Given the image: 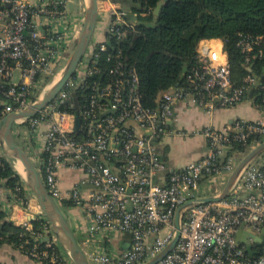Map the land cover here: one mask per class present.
<instances>
[{"label":"built area","instance_id":"built-area-1","mask_svg":"<svg viewBox=\"0 0 264 264\" xmlns=\"http://www.w3.org/2000/svg\"><path fill=\"white\" fill-rule=\"evenodd\" d=\"M70 2L0 0V124L34 105L64 72L86 14V6L71 14ZM116 3L99 0L96 32L102 31L104 41L92 42L54 102L15 125L26 127L23 136L35 142L32 160L55 201L60 206L71 202L86 218L88 238L81 247L89 264H146L174 240L179 210L219 197L242 160L264 142V119L236 120L223 130L171 128L178 104L211 114L234 108L256 91L264 107V77L252 71L253 60L264 56V37L241 36L238 46L249 72L242 85L234 80L223 41H200L195 64L182 82L161 94L155 108H148L136 68L127 64L122 51L127 34L139 24ZM104 56L106 70L99 66ZM192 135L205 138L206 154L185 168L169 167L159 150L161 140ZM1 152L0 142V160H8ZM64 171L82 173L68 191L60 184ZM218 180L222 190L201 194ZM19 191L14 197L21 200ZM35 221L44 223V232L33 233L35 237L48 238V248L59 246L44 214L21 227L32 232ZM180 225L176 247L158 264H264V237L259 240L264 235V152L249 163L224 200L183 210ZM61 250L64 263L72 264ZM30 255L49 258L37 244ZM50 259L63 263L54 254Z\"/></svg>","mask_w":264,"mask_h":264},{"label":"trees","instance_id":"trees-1","mask_svg":"<svg viewBox=\"0 0 264 264\" xmlns=\"http://www.w3.org/2000/svg\"><path fill=\"white\" fill-rule=\"evenodd\" d=\"M114 1L129 8V18L139 24L135 31L127 34L122 51L127 64L136 68L140 94L148 108H155L161 94L182 82L185 73L195 64L200 41H223L234 80L242 85L249 72L243 67L245 55L238 46L241 36L264 37V0H169L159 17L155 16V10L162 0ZM141 13L148 14L143 17ZM189 30H192L190 36L184 37L183 33ZM113 47L114 44L109 46V51ZM99 66L105 70L109 68L105 56L100 59ZM252 67L254 75L264 77V56L253 60ZM0 180L5 181L13 194L19 188L21 200L27 202L26 182L9 160H0ZM73 206L68 201L62 204L65 208ZM43 227V222L35 221L34 230L30 232L7 220V215L0 211V250L4 245H13L31 257V250L37 244L39 251L49 252V258L37 260L55 264L50 259L54 254L65 264L59 246L48 248V242L33 234L44 232Z\"/></svg>","mask_w":264,"mask_h":264},{"label":"crops","instance_id":"crops-1","mask_svg":"<svg viewBox=\"0 0 264 264\" xmlns=\"http://www.w3.org/2000/svg\"><path fill=\"white\" fill-rule=\"evenodd\" d=\"M117 3L126 11H129V8L125 7L120 2ZM77 6H79L78 14L83 6L82 3H78ZM105 6L110 9L112 5L106 4ZM102 41H104V38ZM102 41H97L96 39L98 43ZM175 112V122L171 125V128L175 131L186 130L193 132L206 127L223 130L231 126L236 120L253 122L264 119V107L261 106V98L257 96L256 91H253L246 100L234 108L218 109L211 114L199 108H188L184 104H178ZM17 126L20 127L21 125L17 124ZM164 139H166L165 145L162 147L163 149L161 148L159 150L161 155L164 156L168 166L173 169L185 168L191 163L198 161L207 152L206 140L201 135H192L188 138L178 137L175 140L168 137ZM34 143V141H28V145L31 147L32 151L34 150ZM19 175L21 176V174ZM81 177V172H62L59 176L62 190L68 191L72 189L78 184ZM25 191L27 202L16 199L14 194L7 188L5 181H0V211H3L7 215V220L11 221L16 226H22L27 221L33 219V217L43 214V210L31 189L29 188ZM63 209L72 220L70 225L78 240H80V244H84L86 238H88V223L86 218L82 212L74 206L63 207ZM55 239L57 238L55 237ZM0 264L44 263L25 254L20 248L14 247L13 245H4L0 250Z\"/></svg>","mask_w":264,"mask_h":264},{"label":"water","instance_id":"water-1","mask_svg":"<svg viewBox=\"0 0 264 264\" xmlns=\"http://www.w3.org/2000/svg\"><path fill=\"white\" fill-rule=\"evenodd\" d=\"M168 2L169 0H162L158 4L155 10V16H161L163 9L168 4ZM7 7L9 8L10 5H8ZM98 19L99 0H88L86 4L85 22L81 35L64 69V72L59 77L58 82L34 105L20 113H12L6 116L0 124V142L3 152L6 154L9 162H14L24 167L26 173L25 180L27 185L37 198L43 210L44 216L50 221L54 236L59 239L64 251L67 253L73 264H89V262L82 250L81 244L77 236L75 235V232L73 231L64 212L62 211V206H60L50 194L36 168L34 161L32 160V157L17 143L13 128L16 122L35 117L41 111L51 105L57 98L58 94L65 87V85L69 82V80H71L75 76L79 65L85 58L94 40ZM73 103L74 109H78L79 101L76 96L73 99ZM79 123L80 121H78V124ZM263 152L264 142L256 147L242 160V162L231 175L226 187L223 190V193L219 197L204 198L199 200L198 202L189 203L182 207L179 210L176 219L177 234L174 240L161 254H159L156 258L152 259L146 264H158L166 257V255L174 250L181 236L180 219L183 210L199 203L218 202L224 200L228 196L230 188L233 186V184L245 170V168L249 165V163H251L257 156H259ZM263 237L264 235L260 236L259 240H261ZM45 240L47 241L48 238ZM238 240L240 242H243V240L241 239V233L238 234ZM248 251L253 254L251 248H248Z\"/></svg>","mask_w":264,"mask_h":264},{"label":"rangeland","instance_id":"rangeland-1","mask_svg":"<svg viewBox=\"0 0 264 264\" xmlns=\"http://www.w3.org/2000/svg\"><path fill=\"white\" fill-rule=\"evenodd\" d=\"M87 2H88V0H71V2H70V5H69V7H68V11L71 13V14H77V12H79V6H77V4L78 3H82V6L83 7H85L86 6V4H87ZM155 24V23H154ZM153 24V25H154ZM191 32H192V30H189V31H186V32H184L183 33V36L184 37H188V36H190V34H191ZM103 33H102V31H97L96 33H95V36H94V40H93V42L94 41H96V39H97V41H102L103 40ZM220 40V39H219ZM199 44H200V42L198 43V45H197V48H196V51H197V49H198V47H199ZM90 52V51H89ZM52 88V87H51ZM51 88H49L44 94H43V96L51 89ZM26 130V127H24V126H17V125H14V128H13V132H14V136H15V138H16V141H17V143L30 155V156H32V150H31V147L28 145V140H26L25 138H24V136H23V133H24V131ZM165 142H166V139H162L161 140V142L159 143V149H161L164 145H165ZM163 149V148H162ZM5 155V157L7 158V156H6V154L4 153V152H1V155ZM262 160V159H261ZM260 160V161H261ZM11 163V162H10ZM11 165H12V167H13V169L17 172V170L15 169V165H14V163H11ZM18 173V172H17ZM22 177V176H21ZM23 178V177H22ZM24 180H25V177L23 178ZM222 188H223V186L221 185V183H220V181L218 180L217 181V183H216V185H215V187H213V189L212 190H210V189H207L206 187H205V189H203L202 190V195L204 194L205 196H207V195H213V194H215L216 193V190L217 191H220V190H222ZM63 208V207H62ZM62 211L64 212V214H65V216H66V218H67V220L69 221V223L70 222H72V220L69 218V215H68V213L64 210V209H62ZM82 240V239H81ZM55 241H56V244L57 245H59V247L61 248V249H63V246H62V244H61V242L59 241V239H55ZM79 242H80V240H79ZM82 246H83V244H81ZM70 264V263H69ZM73 264V263H72Z\"/></svg>","mask_w":264,"mask_h":264},{"label":"bare ground","instance_id":"bare-ground-1","mask_svg":"<svg viewBox=\"0 0 264 264\" xmlns=\"http://www.w3.org/2000/svg\"><path fill=\"white\" fill-rule=\"evenodd\" d=\"M58 80H59V78L56 79V81L54 82L53 86L58 82ZM12 163H14V162H12ZM14 165H15V169L17 170V172L19 174H21L23 177H25L26 173H25L24 167L19 165V164H17V163H14Z\"/></svg>","mask_w":264,"mask_h":264}]
</instances>
